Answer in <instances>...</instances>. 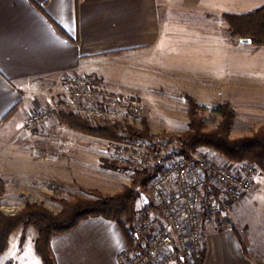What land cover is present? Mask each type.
I'll list each match as a JSON object with an SVG mask.
<instances>
[{
	"label": "crops",
	"instance_id": "crops-1",
	"mask_svg": "<svg viewBox=\"0 0 264 264\" xmlns=\"http://www.w3.org/2000/svg\"><path fill=\"white\" fill-rule=\"evenodd\" d=\"M174 1L178 0H0V177L6 181L1 198L5 213L21 210L27 204L22 192L43 178L59 186L77 183L92 188L95 183L90 180L99 174L95 181L101 192L120 189L110 174L96 168L98 159L108 154L96 143L100 138L60 120L66 128L50 134L65 137L62 143L45 156L34 155L36 149L21 142L29 133L26 119L66 95L63 79L69 72L105 81L109 65L168 50L175 41L168 28ZM221 218L206 225L204 264H264V250L259 251L252 230L246 250L233 223ZM13 234L0 264H44L39 254L26 252L22 236ZM142 241L135 236L132 247H140ZM51 247L55 264H121L120 254L129 244L116 221L93 216L54 235ZM168 264L182 262L174 259Z\"/></svg>",
	"mask_w": 264,
	"mask_h": 264
},
{
	"label": "rangeland",
	"instance_id": "rangeland-1",
	"mask_svg": "<svg viewBox=\"0 0 264 264\" xmlns=\"http://www.w3.org/2000/svg\"><path fill=\"white\" fill-rule=\"evenodd\" d=\"M173 5L175 7L170 14L173 21L168 28L173 31L175 41L168 50L164 53L161 50L144 52L136 58L122 59L121 63L108 66L105 81L98 79L107 91L137 99L146 107V115L141 119L125 115L117 124L120 133L148 130L150 135L167 134L172 138L184 135L190 131L186 94L192 95L199 104L198 115L205 131L218 127L222 119L220 106L224 103H229L235 111L230 132L233 138L250 135L264 126V46L243 43L240 38L233 37L222 17L223 13L251 12L264 6V0H186L184 3L178 0ZM65 128L57 116L33 130L27 129L29 133L21 137V142L36 149L32 154L45 156L55 144L62 143L60 138H65L50 132ZM98 138L96 143L108 154L98 159L97 170L110 174L112 182L120 186L118 191L130 186L137 171L114 160L116 151L110 148V139ZM200 148L221 163L235 161L211 147ZM253 163L257 173L254 190L248 194L252 198L248 201L246 195L211 218L205 215L204 237L206 225L223 215L221 222L233 223L243 234L247 235L251 229L259 251L264 250V173L256 162ZM33 166L37 168L38 162ZM99 178L100 175L95 174L90 180L95 183L92 188L77 183L59 186L50 178H43V182L32 183L22 193L27 203L41 204L53 214H58L62 210L60 199L69 201L75 195L96 199L98 195L117 194L118 191L113 194L101 192L95 181ZM149 184L137 198L133 231L140 220L159 214L150 197ZM18 229L14 237L22 236L26 252L30 250L36 254L34 245L38 232L31 226Z\"/></svg>",
	"mask_w": 264,
	"mask_h": 264
},
{
	"label": "built area",
	"instance_id": "built-area-1",
	"mask_svg": "<svg viewBox=\"0 0 264 264\" xmlns=\"http://www.w3.org/2000/svg\"><path fill=\"white\" fill-rule=\"evenodd\" d=\"M63 80L66 95L32 111L26 129L33 130L61 112L110 126H117L125 115L138 119L146 115L141 101L107 91L92 74L69 72ZM108 142L120 165L154 172L149 194L159 213L136 224L142 244L124 250L121 264H168L174 259L199 264L205 248V215L213 217L254 190L257 167L248 160L221 163L201 148L186 154L167 134Z\"/></svg>",
	"mask_w": 264,
	"mask_h": 264
},
{
	"label": "trees",
	"instance_id": "trees-1",
	"mask_svg": "<svg viewBox=\"0 0 264 264\" xmlns=\"http://www.w3.org/2000/svg\"><path fill=\"white\" fill-rule=\"evenodd\" d=\"M222 17L233 37L250 38L251 44L264 46V6L247 13H223ZM186 98L189 103L190 131L173 138L184 153L190 154L201 146H208L229 160L250 159L256 162L264 173V126L250 135L233 138L230 132L235 120V111L229 103H224L220 106L222 119L218 127L205 131L198 115L199 104L190 94H186ZM59 118L72 129L110 140L150 136L148 130L129 131L124 135L117 126L94 125L72 112H61ZM153 174L154 172L149 169L137 171L133 183L123 187L115 195H98L96 199L75 195L69 201L60 199L62 210L58 214H53L41 204L31 202L14 214L5 213L2 210L1 198L6 193V181L0 177V255L8 248L10 237L18 228L31 226L38 232L35 242L36 253L42 257L44 264H55L51 247L52 237L76 227L81 220L93 216H103L116 221L123 229L129 247H132L134 237L137 236L132 230L137 198L140 191L147 190ZM234 229L244 240L247 250L248 236L238 227ZM204 259L205 248L198 263L204 264Z\"/></svg>",
	"mask_w": 264,
	"mask_h": 264
},
{
	"label": "water",
	"instance_id": "water-1",
	"mask_svg": "<svg viewBox=\"0 0 264 264\" xmlns=\"http://www.w3.org/2000/svg\"><path fill=\"white\" fill-rule=\"evenodd\" d=\"M241 41L243 43H247V44H251L252 43V39H250V38H243V39H241Z\"/></svg>",
	"mask_w": 264,
	"mask_h": 264
}]
</instances>
